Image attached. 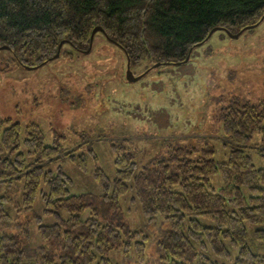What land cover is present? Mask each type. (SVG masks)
<instances>
[{
  "label": "trees",
  "instance_id": "1",
  "mask_svg": "<svg viewBox=\"0 0 264 264\" xmlns=\"http://www.w3.org/2000/svg\"><path fill=\"white\" fill-rule=\"evenodd\" d=\"M263 14L264 0H0V50L41 65L61 41L75 53L87 50L99 26L130 65L176 64L211 29L237 33ZM220 121L224 162L213 159L210 146L170 147L165 159L137 170L127 148L111 143L110 180L91 149L66 152L64 136L54 132L47 142L37 124L22 129L0 118V264H264V100L235 98L221 108ZM256 134L260 168L247 150ZM64 157L82 172L92 159L101 195H72L68 174L45 170ZM216 175L219 189L211 183ZM130 190L148 225L158 216L170 225L150 255L146 237L123 219L121 199ZM39 197L41 213H24Z\"/></svg>",
  "mask_w": 264,
  "mask_h": 264
},
{
  "label": "rangeland",
  "instance_id": "2",
  "mask_svg": "<svg viewBox=\"0 0 264 264\" xmlns=\"http://www.w3.org/2000/svg\"><path fill=\"white\" fill-rule=\"evenodd\" d=\"M64 53H71L72 58L63 57ZM130 68L135 76L142 75L135 82L126 79L122 49L101 32L95 34L89 52L75 53L65 45L61 57L41 65L27 54L1 49L0 118L19 123L22 129L37 124L47 142L54 132L64 136L66 152L77 146L75 154L91 149L110 180L114 178L111 143L127 148L137 170L165 159L170 147L201 150L210 146L213 159L224 162L228 148L223 141L221 108L235 98L250 104L264 100V19L237 38L216 30L192 49L187 62L157 66L145 60ZM259 141V135H253L247 149L257 168L263 166L255 149ZM94 167L89 159L82 172L64 157L47 163L45 170L61 168L68 174L72 195L99 196ZM211 183L219 189L221 176L212 177ZM132 197L130 190L121 199L123 219L146 237L150 255L155 240L170 225L162 216L148 225ZM42 207L39 197L33 209L24 213L40 214ZM31 231L35 236V226ZM111 257L120 261L122 254L114 252Z\"/></svg>",
  "mask_w": 264,
  "mask_h": 264
},
{
  "label": "water",
  "instance_id": "3",
  "mask_svg": "<svg viewBox=\"0 0 264 264\" xmlns=\"http://www.w3.org/2000/svg\"><path fill=\"white\" fill-rule=\"evenodd\" d=\"M263 19H264V14H263V16H261L260 20H259L257 23L252 24V25L245 26V27H243V28H242L239 32H237V33H231V32H229L228 30H226V29H224V28H223L222 30H223V31H224V32H225L230 38H237V37H238L243 31H245V30H249V29H253L254 27H256V26L258 25V23H259L261 20H263ZM218 29H220V28H213V29H211L210 32L208 33V35H207L205 41H206L208 38H210V36H211L216 30H218ZM97 32H101V33H103L102 28L99 27V26H95V27L92 29L91 34H90V44H89V47H88L87 50L82 51V52L87 53V52L90 51V48H91V45H92V42H93V38H94V36H95V34H96ZM203 42H204V41H203ZM203 42H200V43L196 44L194 47H197V46L201 45ZM64 43H65V41H61V42L59 43L56 54H55L52 58H49L47 61L59 57V55H60V51H61V48H62V45H63ZM194 47H192V48L189 50L188 55L186 56V58H185L182 62H179V63H176V64H180V63L187 62L188 59H189V55H190V53H191V51H192V49H193ZM7 48H8V47H6V46L2 47V49H7ZM82 52H81V53H82ZM156 65H157V66H160L161 64L156 63ZM162 65H164V64H162ZM141 76H142V75H140V76H135V75H134V73L131 71V68H130V61H129V59H127V69H126V79H127V81H129V82H135V81L138 80Z\"/></svg>",
  "mask_w": 264,
  "mask_h": 264
},
{
  "label": "bare ground",
  "instance_id": "4",
  "mask_svg": "<svg viewBox=\"0 0 264 264\" xmlns=\"http://www.w3.org/2000/svg\"><path fill=\"white\" fill-rule=\"evenodd\" d=\"M190 50V49H189ZM189 52V51H188Z\"/></svg>",
  "mask_w": 264,
  "mask_h": 264
}]
</instances>
